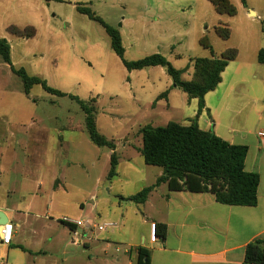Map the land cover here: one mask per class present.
<instances>
[{"label":"rangeland","instance_id":"374dc122","mask_svg":"<svg viewBox=\"0 0 264 264\" xmlns=\"http://www.w3.org/2000/svg\"><path fill=\"white\" fill-rule=\"evenodd\" d=\"M230 1L237 8L235 16L218 14L209 0H0V38L12 47L14 67L65 94H50L41 85L27 93L21 77L0 55V169L3 177L16 171L19 177L46 182L49 168L43 163L57 162L67 192L62 216L90 223L82 243L72 247L68 264H137L142 236L143 247L150 246L151 224L145 220L159 217L162 206L155 197L145 204L122 197L155 185L163 171L145 163L139 151L140 131L146 125L164 127L193 116L188 95L174 87L165 68L128 70L102 24L77 6L90 7L121 32L127 61L162 54L175 69L186 71L181 79L190 81L193 61L210 57L203 39L209 40L217 57L229 46L247 55L261 39L264 0H246L258 11L255 18L248 16L242 0ZM12 25L32 26L36 36H14L8 32ZM220 25L231 29L229 40L218 35ZM165 92L168 95L160 98ZM71 96L85 102L97 99L98 131L117 145L119 157L118 175L110 180L112 151L92 142L86 114ZM239 109L238 121L249 111ZM261 113L253 112L252 119L264 129V104ZM53 201L63 202L57 196ZM108 221L117 227L105 231L94 227ZM89 237L98 240L86 248ZM106 243L111 245L106 248Z\"/></svg>","mask_w":264,"mask_h":264},{"label":"crops","instance_id":"0c3cea01","mask_svg":"<svg viewBox=\"0 0 264 264\" xmlns=\"http://www.w3.org/2000/svg\"><path fill=\"white\" fill-rule=\"evenodd\" d=\"M246 9L249 17H257V10ZM263 31L247 55L239 50L236 60L229 63L222 82L205 96L204 108L200 111L198 99L188 98L193 116L183 123L174 121L186 126L197 123L230 144L248 146L245 170L260 176L258 203L254 207L229 206L218 203L211 193L170 191L166 183L157 186L148 199L155 197L162 211L145 223L165 224L167 232L162 238L163 227L158 226V239L147 246L151 264H243L248 244L264 241V129L252 119L253 112L262 114L264 104V66L257 61L258 52L264 48ZM241 106L249 111L238 121ZM43 167L49 168L46 182L43 178L19 177L16 171V175L9 172L3 177L0 169V212L13 224L11 243L0 244V264H68L72 255V229L62 221L68 217L62 216L67 206L65 178L55 160L44 162ZM56 196L63 202L55 205ZM97 240L89 237L84 247L90 248ZM141 243L145 246L146 237L142 236Z\"/></svg>","mask_w":264,"mask_h":264},{"label":"trees","instance_id":"16d2710c","mask_svg":"<svg viewBox=\"0 0 264 264\" xmlns=\"http://www.w3.org/2000/svg\"><path fill=\"white\" fill-rule=\"evenodd\" d=\"M209 1L218 14L228 16L237 14V8L230 0ZM242 1L246 5V0ZM77 9L90 19L102 24L111 39L114 53L122 59L128 70H143L157 66L165 68L174 87L181 89L189 99H198L200 111L205 106V96L214 91L222 82V74L226 67L230 62L236 60L239 54L238 49L230 48L217 57L209 40L205 38L202 40V44L205 49L210 51V57L196 58L193 61L194 77L190 81H185L181 78L186 71L175 69L162 54H150L135 62L127 61L121 32L107 25L90 7L78 5ZM226 26L220 25L216 30L223 40H229L232 33L228 25ZM8 32L26 39L35 37L37 33L32 26L22 29L15 25L10 26ZM0 55L2 60L10 65L15 75L21 77L27 93H30L34 86L41 85L50 94L65 96L61 91L50 87L45 80L28 75L25 69L17 70L12 64V47L4 38H0ZM257 61L264 66V48L258 52ZM167 95L168 92H165L160 98ZM70 98L76 100L86 114L87 131L92 142L99 147H108L112 150L108 178L109 180L114 178L118 175L119 157L116 152V144L98 131L97 99L85 102L74 96ZM140 132L143 147L139 151L145 163L148 166L162 168L163 174L155 185L144 188L126 200L145 204L150 193L157 186L166 183L170 191L211 193L216 197L218 203L224 205L249 207L257 205L260 176L258 173L245 170L248 146L230 144L215 133L202 130L197 123L186 126L177 122H169L164 127L146 125ZM160 225L163 227L162 238H165L167 227L165 224H156L157 230ZM69 227L75 228L74 226ZM245 251L243 264H264V241L251 242ZM137 264H151V251L146 247L139 248Z\"/></svg>","mask_w":264,"mask_h":264},{"label":"built area","instance_id":"2783aa9c","mask_svg":"<svg viewBox=\"0 0 264 264\" xmlns=\"http://www.w3.org/2000/svg\"><path fill=\"white\" fill-rule=\"evenodd\" d=\"M262 136H264V133H262ZM63 223L67 224L68 226H74L75 228L72 229L73 236L75 237L73 244L78 245L82 243V239L84 237L83 235L80 234V228L84 229L85 226H90V223L84 222L82 220H74L68 217H64L62 219ZM95 228H98L100 231H105L107 229L111 228H116L117 224L111 221L105 222L102 225L99 226H94ZM85 230V229H84ZM86 232V231H85ZM157 227L155 223H152L150 226V241L155 243L156 240L158 239L157 237ZM13 239V224L11 223H6L5 225L0 224V240L2 241L3 244L8 245L11 243Z\"/></svg>","mask_w":264,"mask_h":264},{"label":"water","instance_id":"95a60500","mask_svg":"<svg viewBox=\"0 0 264 264\" xmlns=\"http://www.w3.org/2000/svg\"><path fill=\"white\" fill-rule=\"evenodd\" d=\"M8 218L6 217L5 213L0 212V224L1 225H5L6 223H8ZM2 243V241L0 240V244Z\"/></svg>","mask_w":264,"mask_h":264}]
</instances>
